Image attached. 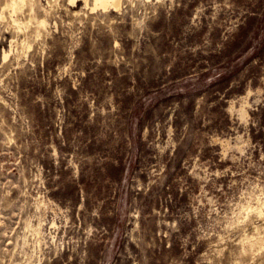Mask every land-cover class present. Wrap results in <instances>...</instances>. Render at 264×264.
I'll use <instances>...</instances> for the list:
<instances>
[{
  "label": "rangeland",
  "instance_id": "obj_1",
  "mask_svg": "<svg viewBox=\"0 0 264 264\" xmlns=\"http://www.w3.org/2000/svg\"><path fill=\"white\" fill-rule=\"evenodd\" d=\"M8 13L0 264H264V0Z\"/></svg>",
  "mask_w": 264,
  "mask_h": 264
},
{
  "label": "bare ground",
  "instance_id": "obj_2",
  "mask_svg": "<svg viewBox=\"0 0 264 264\" xmlns=\"http://www.w3.org/2000/svg\"><path fill=\"white\" fill-rule=\"evenodd\" d=\"M29 2L30 4H34V0H10L5 3L1 9H0V21L4 20L7 16H5L6 12H9L11 15L14 16L17 14V12L20 10V6H24L26 2ZM74 2L75 0H71ZM121 0H94V6L95 8L100 7L103 9H106L108 7H113L114 9H117L120 6ZM33 7V6H31ZM32 10V8H31ZM7 19V18H6ZM13 23H17V20H13ZM36 24L41 28L44 26V22H36ZM16 26H19V23L16 24ZM19 29V28H18ZM23 29V28H22ZM260 212V211H259Z\"/></svg>",
  "mask_w": 264,
  "mask_h": 264
}]
</instances>
